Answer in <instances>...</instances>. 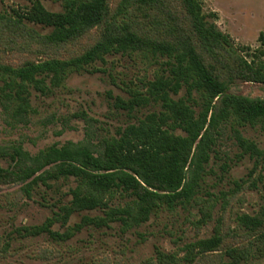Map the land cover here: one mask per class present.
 Here are the masks:
<instances>
[{
	"label": "rangeland",
	"instance_id": "rangeland-1",
	"mask_svg": "<svg viewBox=\"0 0 264 264\" xmlns=\"http://www.w3.org/2000/svg\"><path fill=\"white\" fill-rule=\"evenodd\" d=\"M40 1L55 13L62 12L66 2ZM122 1L110 0V12L103 23L67 42L50 39L53 29L38 24L27 23L31 29L13 28L11 24L2 32L0 27V58L13 66L48 59L76 60L104 42L112 22L129 24L140 35L157 30L140 15L142 11L132 8L122 13ZM168 2L184 17L179 0ZM201 2L208 22H215L230 36L238 57L250 61L248 54L261 49L264 0ZM30 4L31 0H0V14L23 12ZM140 48L101 52L88 63L65 68L63 74L39 75L44 91L34 85L29 88L28 109L18 108L15 91L0 79V147L7 151L0 159L2 166H15L10 156L13 146H21L31 155L68 142L101 150L103 140L118 137L127 126L138 124L151 113L168 116V126L173 127V118L163 103L149 97L151 82L166 77L167 62L173 60ZM237 62L229 63L232 69ZM230 86L233 93L264 101V83L237 77ZM135 93L150 99L133 109L120 104V100H132ZM171 96L189 98L196 116L206 107L202 93L189 94L187 86ZM220 110L219 106L215 111L218 114ZM237 132L264 150V121L244 124L233 116L222 118L211 128L209 157L197 170L192 197L174 207L162 204L146 222L129 228L119 219L100 227L83 223L84 216L106 217L107 208L74 212L67 220L60 218L63 206L72 200L70 190L77 184L74 178L39 181L29 195L24 190L26 183L0 182V264H162L160 253L173 254L179 264H186L187 246L216 233L223 239L221 247L197 254L192 264H264L263 234L241 220L245 215L259 216L264 209V156L246 150ZM175 133L184 134L181 129ZM131 200L117 192L108 205L123 207ZM48 220L53 221L50 233L34 236L22 230ZM67 233L71 236L64 237Z\"/></svg>",
	"mask_w": 264,
	"mask_h": 264
},
{
	"label": "trees",
	"instance_id": "trees-1",
	"mask_svg": "<svg viewBox=\"0 0 264 264\" xmlns=\"http://www.w3.org/2000/svg\"><path fill=\"white\" fill-rule=\"evenodd\" d=\"M109 1L66 0L64 10L55 13L48 11L40 0H31L23 12L13 10V15L0 14L1 32L11 24L13 28L31 29L27 23H32L52 28L50 39L67 42L103 23L110 12ZM179 2L184 17L168 0H123L119 7L122 13L132 8L142 11L140 15L157 30L140 35L129 24L112 22L111 32L104 42L76 60L48 59L13 66L0 58V79L6 88L15 91L18 108L28 109L29 88L34 85L44 91L43 81L37 78L39 75L63 74L65 68L88 63L101 52L127 51L140 46L154 54L160 53L173 61L167 62L169 74L166 77L160 76L151 82L149 97L162 102L174 122L173 127H169L168 116L151 113L138 124L127 126L118 137L103 140L101 150L68 142L31 155L23 147L13 146L10 156L15 159V166L5 168L0 161V182L26 183L24 190L29 195L39 181L74 178L77 184L70 190L72 200L63 206V214L59 216L67 220L74 212L107 208L106 217H83L84 224L98 227L118 219L128 228L137 226L146 222L162 204L174 207L192 197L197 170L209 157L211 128L229 116L244 124L264 121L263 100H251L230 90V83L237 77L264 83V35L259 37L261 49L249 53L251 59L247 61L238 57L230 36L215 22H208L201 0ZM147 9L158 13L145 14L143 10ZM233 60L238 62L232 69L229 63ZM183 86H187L189 94L198 91L204 96L206 107L200 115L196 116L188 104L189 98L171 96L178 95ZM150 98L135 93L132 100L119 102L126 109H133L135 104ZM219 106L221 110L217 114L215 110ZM175 129H181L184 134H176ZM238 138L246 150L258 157L264 156V150L254 143L241 135ZM6 153V148L0 147V159ZM117 192L132 200L123 207L109 208L108 201ZM241 220L258 227L264 237V209L259 216L245 215ZM52 225L53 221L48 220L22 230L36 236L50 233ZM69 236L71 234L67 233L64 237ZM222 243L221 235L216 233L189 244L184 256L186 264H192L197 254L218 250ZM159 261L179 264L173 254L160 253Z\"/></svg>",
	"mask_w": 264,
	"mask_h": 264
}]
</instances>
